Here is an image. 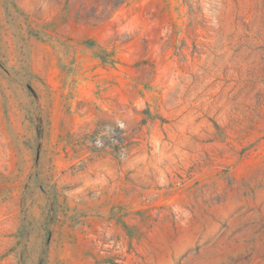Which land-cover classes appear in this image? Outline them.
Masks as SVG:
<instances>
[{"label": "rangeland", "instance_id": "obj_1", "mask_svg": "<svg viewBox=\"0 0 264 264\" xmlns=\"http://www.w3.org/2000/svg\"><path fill=\"white\" fill-rule=\"evenodd\" d=\"M0 264H264V0H0Z\"/></svg>", "mask_w": 264, "mask_h": 264}]
</instances>
